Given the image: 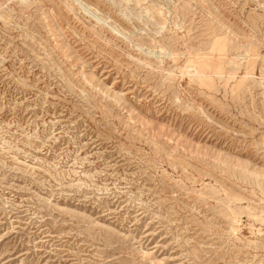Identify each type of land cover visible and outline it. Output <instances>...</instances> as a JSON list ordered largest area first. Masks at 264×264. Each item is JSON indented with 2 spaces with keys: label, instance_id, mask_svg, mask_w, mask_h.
<instances>
[{
  "label": "rangeland",
  "instance_id": "1",
  "mask_svg": "<svg viewBox=\"0 0 264 264\" xmlns=\"http://www.w3.org/2000/svg\"><path fill=\"white\" fill-rule=\"evenodd\" d=\"M0 264H264V0H0Z\"/></svg>",
  "mask_w": 264,
  "mask_h": 264
},
{
  "label": "bare ground",
  "instance_id": "2",
  "mask_svg": "<svg viewBox=\"0 0 264 264\" xmlns=\"http://www.w3.org/2000/svg\"><path fill=\"white\" fill-rule=\"evenodd\" d=\"M221 51H224V49H222ZM222 56H223V54H218V55H217L218 58H220V57H222ZM215 57H216V56H215ZM216 60H217V59H216ZM214 62H215L214 60H211V61H209V62H205V64H206V65L214 64Z\"/></svg>",
  "mask_w": 264,
  "mask_h": 264
}]
</instances>
